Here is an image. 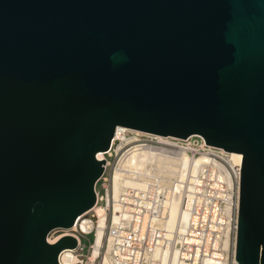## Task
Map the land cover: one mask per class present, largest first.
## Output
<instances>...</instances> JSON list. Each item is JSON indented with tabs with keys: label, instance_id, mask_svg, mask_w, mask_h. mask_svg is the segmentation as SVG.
Returning a JSON list of instances; mask_svg holds the SVG:
<instances>
[{
	"label": "water",
	"instance_id": "95a60500",
	"mask_svg": "<svg viewBox=\"0 0 264 264\" xmlns=\"http://www.w3.org/2000/svg\"><path fill=\"white\" fill-rule=\"evenodd\" d=\"M117 127L241 154L235 260L264 264V0H0V264L95 204Z\"/></svg>",
	"mask_w": 264,
	"mask_h": 264
},
{
	"label": "built area",
	"instance_id": "2783aa9c",
	"mask_svg": "<svg viewBox=\"0 0 264 264\" xmlns=\"http://www.w3.org/2000/svg\"><path fill=\"white\" fill-rule=\"evenodd\" d=\"M116 132L108 150L97 159L105 162L95 184L94 206L103 207L106 216L103 236L106 254L97 264H161L154 254L163 250L175 251L180 264H237L233 243L236 240L241 164L233 160L232 154L207 145L198 135L186 139L164 137L161 141L157 135L136 130L126 129L119 135ZM143 149L173 157L182 153L190 158L204 155L207 162L196 174H189L182 181L175 178L169 181L165 175L149 177L133 173L131 177L145 181L144 186L123 187L113 200L111 181L115 170L121 169L131 153ZM171 182L179 184L177 195L183 199L187 222L182 232L168 236L163 219L164 201ZM96 225L97 217L92 208L79 216L71 228L51 230L46 236L48 244L56 243L63 236L76 240L75 248L63 249L58 254L57 263L83 264L84 250H92ZM82 239L88 244L82 243ZM64 253L73 256L75 261L64 263Z\"/></svg>",
	"mask_w": 264,
	"mask_h": 264
},
{
	"label": "bare ground",
	"instance_id": "6f19581e",
	"mask_svg": "<svg viewBox=\"0 0 264 264\" xmlns=\"http://www.w3.org/2000/svg\"><path fill=\"white\" fill-rule=\"evenodd\" d=\"M124 127H117L116 134L126 130ZM132 130V129H131ZM140 132V131H139ZM158 139L164 141V137L158 136ZM101 153L96 155L97 159L101 158ZM232 158L235 162L241 164V154L231 152ZM207 162L204 155H200L195 158H190L187 154L182 153L178 157H173L161 153H157L153 150H141L131 153L127 157L122 165L121 169H116L111 181V196L114 200L123 187H143L145 181L136 180L131 177L133 173L140 174L141 176L152 175H165L169 181L172 178L182 181L186 176L194 175L198 172V169ZM129 172V173H128ZM179 184L177 182H171L170 190L167 198L164 201V221L163 228L167 232L168 236H171L173 232H182L187 222V213L182 207V197L177 195L179 192ZM239 200V197H238ZM96 213L97 225L95 227L94 242L92 244V250L88 257V264H92L94 259L99 255L100 248L103 246L104 228L106 227L105 209L103 207H92ZM91 208V209H92ZM227 204L224 208V212H227ZM116 206H114V211ZM89 211V210H88ZM84 214V213H83ZM105 245V243H104ZM235 248V242L233 243ZM105 251V250H104ZM154 257L160 261L161 264H180L177 260L175 251H157ZM64 263H73L75 258L68 253H64L62 258Z\"/></svg>",
	"mask_w": 264,
	"mask_h": 264
},
{
	"label": "rangeland",
	"instance_id": "374dc122",
	"mask_svg": "<svg viewBox=\"0 0 264 264\" xmlns=\"http://www.w3.org/2000/svg\"><path fill=\"white\" fill-rule=\"evenodd\" d=\"M88 217V216H87ZM93 220H95V219H93ZM88 240L89 241H91L92 240V236L91 235H89L88 236ZM82 243H84V244H88V241L87 240H85V239H82ZM105 250V251H104ZM90 253H91V249H85L84 250V252H83V264H88V257H89V255H90ZM106 254V245H104V241H103V246H101V250H100V254H99V257H98V259L95 261V264H97L98 263V261H100V259H101V257L103 256V255H105Z\"/></svg>",
	"mask_w": 264,
	"mask_h": 264
}]
</instances>
